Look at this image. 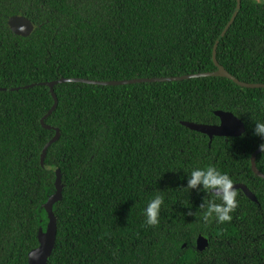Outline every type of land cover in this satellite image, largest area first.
<instances>
[{"label":"trees","instance_id":"16d2710c","mask_svg":"<svg viewBox=\"0 0 264 264\" xmlns=\"http://www.w3.org/2000/svg\"><path fill=\"white\" fill-rule=\"evenodd\" d=\"M237 0H0V264H29L44 204L55 193L57 238L49 264H264V178L251 158L261 142L264 88L221 76L97 85L44 82L83 77L123 80L214 71L216 40ZM24 15L29 36L8 18ZM216 58L241 81L264 84V4L241 0ZM25 85H33L21 88ZM19 87L18 90L12 88ZM6 89V90H3ZM229 111L244 136H214L182 122L218 124ZM59 129V138L44 146ZM213 164L237 189L231 222L205 224L202 186L185 190L193 167ZM256 166L264 174V153ZM165 197L160 223L142 209ZM191 211L193 215L187 213ZM209 240L204 250L196 243Z\"/></svg>","mask_w":264,"mask_h":264},{"label":"water","instance_id":"95a60500","mask_svg":"<svg viewBox=\"0 0 264 264\" xmlns=\"http://www.w3.org/2000/svg\"><path fill=\"white\" fill-rule=\"evenodd\" d=\"M241 7V0H237L236 9L223 29L222 33L216 40L214 51H213V60L215 65L217 66V69L214 71H208V72H201V73H192V74H186V75H180V76H170V77H144V78H131V79H123V80H94L89 78H83V77H72V78H61L59 80L54 81H48L44 82V85H47L50 87L51 93L54 98V105L52 106V109L56 108L58 98L54 92V86L57 83H63V82H83L88 84H97V85H120V84H130L135 82H165V81H178V80H184V79H190L195 77H206V76H221V77H227L234 82H236L238 85L242 87L247 88H264L263 83H248L239 80L234 75H232L225 67H223L216 58V52H217V46L221 38L226 34L227 30L229 29L230 25L236 18L239 10ZM8 25L10 29L17 35H22L24 37L29 36L31 32L34 29V24L32 21L24 16V15H13L8 18ZM33 85H25L21 88H28ZM19 87L12 88V90H18ZM3 90H6L3 88ZM216 115L219 117L220 122L218 124H201V123H195V122H188L184 121L182 122L185 126L189 127L192 130H196L198 132L207 134L210 138V140L213 139L214 136H226V137H238L241 136V133H245L246 126L245 123L237 117L234 113L229 111H222L218 110L216 111ZM43 127L47 129H55L56 133L54 137L46 143V145L43 148L42 154H41V164L44 165L45 158L47 155L48 148L51 146L52 143L58 140L59 138V129L57 127L47 125L45 124L44 119L41 120ZM260 151L256 149V151L252 154L251 163H252V169L255 174L261 176L264 178V174L260 172L256 166V157ZM56 180H55V186L56 191L54 194H52L49 199L46 201V203L43 205L48 216V223L46 225V228H40L38 231V246L30 251L28 256V263L29 264H49V259L54 251L55 245H56V238H57V219L55 216V213L53 211L54 204L61 200L62 198V181H61V174L60 171H56ZM234 187L236 189H242V191L245 193V195L253 200L254 202H257L256 195L243 183H237L234 184ZM209 240L208 238L200 235L197 239V249L198 250H204L208 247Z\"/></svg>","mask_w":264,"mask_h":264},{"label":"clouds","instance_id":"9594fccd","mask_svg":"<svg viewBox=\"0 0 264 264\" xmlns=\"http://www.w3.org/2000/svg\"><path fill=\"white\" fill-rule=\"evenodd\" d=\"M258 3L264 4V0H258ZM252 133L264 141V120L253 121ZM244 135L245 133H241V136ZM257 149L264 153V142L259 143ZM198 186H202V190L208 194L202 198V202L198 206L203 222L205 224L213 220L218 224L231 222L233 219L232 213L239 204L237 200L238 192L234 187L231 176L213 164L204 167H193L189 171L185 190L197 188ZM164 200L163 195L156 194L142 209L146 226H156L160 223ZM187 214L193 215L191 211Z\"/></svg>","mask_w":264,"mask_h":264}]
</instances>
